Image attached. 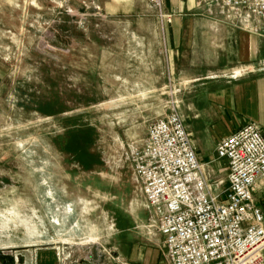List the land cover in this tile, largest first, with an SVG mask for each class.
<instances>
[{
	"label": "crops",
	"instance_id": "crops-1",
	"mask_svg": "<svg viewBox=\"0 0 264 264\" xmlns=\"http://www.w3.org/2000/svg\"><path fill=\"white\" fill-rule=\"evenodd\" d=\"M89 1L104 18L78 27L61 86L52 78L47 107L34 109L46 122L61 114L70 134L59 142L113 144L114 165H86L84 159L103 155L81 145L67 154L77 160L74 182L56 184L49 164L35 170L40 179L31 183L30 198L0 182V252L8 258L0 256V264H170L160 231L166 208L150 204L133 160L150 126L173 109L180 114L206 193L218 200L229 188V160L216 144L248 123L264 136L260 18L252 19L256 30L245 28L211 0H161L170 20L149 0ZM6 76L0 69V84ZM89 108L94 136L84 134ZM100 126L110 134H100ZM115 201H125L127 210Z\"/></svg>",
	"mask_w": 264,
	"mask_h": 264
},
{
	"label": "built area",
	"instance_id": "built-area-1",
	"mask_svg": "<svg viewBox=\"0 0 264 264\" xmlns=\"http://www.w3.org/2000/svg\"><path fill=\"white\" fill-rule=\"evenodd\" d=\"M162 11L161 0H149ZM241 26L264 25V0H211ZM229 160L224 200L206 193L201 165L180 114L171 110L149 129L146 147L133 154L145 195L166 208L160 231L170 264H264V212L257 194L264 191V136L248 123L216 144Z\"/></svg>",
	"mask_w": 264,
	"mask_h": 264
},
{
	"label": "rangeland",
	"instance_id": "rangeland-1",
	"mask_svg": "<svg viewBox=\"0 0 264 264\" xmlns=\"http://www.w3.org/2000/svg\"><path fill=\"white\" fill-rule=\"evenodd\" d=\"M102 18L89 0H0V69L7 75L0 84V103L5 105L0 110V182L9 188L17 186L25 197L34 196L30 185L40 179L35 170L47 164L56 184L74 182L77 176L70 170L77 160L67 154L81 145L84 150L103 155V159H84L86 165H114L109 153L113 144L59 142L64 133L70 134L68 124L61 122V114L55 116V122H46L45 113L39 111L37 115L34 109L47 107L52 78L61 86L63 60L74 58L69 41L72 44L82 33L78 27ZM69 27L70 36L66 31ZM83 120L84 134L94 136L89 129L95 124L93 109L86 111ZM98 129L100 134H110L107 127ZM258 197L264 212V193ZM116 201L113 206L127 210L125 201Z\"/></svg>",
	"mask_w": 264,
	"mask_h": 264
},
{
	"label": "water",
	"instance_id": "water-1",
	"mask_svg": "<svg viewBox=\"0 0 264 264\" xmlns=\"http://www.w3.org/2000/svg\"><path fill=\"white\" fill-rule=\"evenodd\" d=\"M0 256H3L1 252H0ZM3 258H4L5 260L8 259L7 256H3Z\"/></svg>",
	"mask_w": 264,
	"mask_h": 264
}]
</instances>
